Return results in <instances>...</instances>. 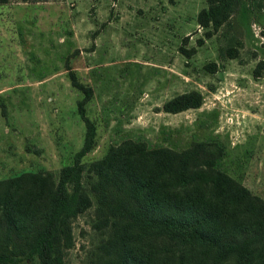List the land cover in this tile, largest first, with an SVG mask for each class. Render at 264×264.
I'll return each instance as SVG.
<instances>
[{
	"label": "rangeland",
	"instance_id": "obj_1",
	"mask_svg": "<svg viewBox=\"0 0 264 264\" xmlns=\"http://www.w3.org/2000/svg\"><path fill=\"white\" fill-rule=\"evenodd\" d=\"M207 4L0 2V181L48 172L56 182L83 143L82 114L96 128L82 157L91 203L71 218L64 264H104L111 254L112 228L97 220L88 168L126 140L178 150L216 142L217 166L264 200V0H236L217 27L197 20ZM70 69L91 89L84 113L85 92L72 85ZM192 89L202 94L200 106L162 109Z\"/></svg>",
	"mask_w": 264,
	"mask_h": 264
},
{
	"label": "trees",
	"instance_id": "obj_2",
	"mask_svg": "<svg viewBox=\"0 0 264 264\" xmlns=\"http://www.w3.org/2000/svg\"><path fill=\"white\" fill-rule=\"evenodd\" d=\"M235 2L208 0L198 22L221 25ZM69 77L85 92L79 101L84 113L91 89L75 70ZM201 103V92L192 89L167 99L162 109ZM82 116L83 143L56 182L48 172L0 181V264H64L71 218L91 203L81 183L82 157L93 147L96 128ZM222 154L216 142L178 150L126 140L93 160L88 169L95 175L97 220L112 228L104 264H264V200L217 166Z\"/></svg>",
	"mask_w": 264,
	"mask_h": 264
}]
</instances>
